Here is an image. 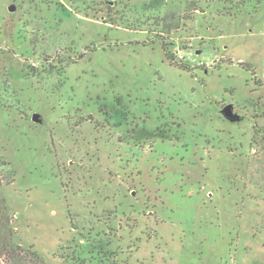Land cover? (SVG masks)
I'll return each instance as SVG.
<instances>
[{
    "label": "rangeland",
    "instance_id": "1",
    "mask_svg": "<svg viewBox=\"0 0 264 264\" xmlns=\"http://www.w3.org/2000/svg\"><path fill=\"white\" fill-rule=\"evenodd\" d=\"M0 161L47 264H264V0H0Z\"/></svg>",
    "mask_w": 264,
    "mask_h": 264
},
{
    "label": "trees",
    "instance_id": "2",
    "mask_svg": "<svg viewBox=\"0 0 264 264\" xmlns=\"http://www.w3.org/2000/svg\"><path fill=\"white\" fill-rule=\"evenodd\" d=\"M2 166L5 164L0 163V168ZM1 184L0 179V186ZM11 224L6 199L0 194V264H47L33 247L26 249L13 242L15 232Z\"/></svg>",
    "mask_w": 264,
    "mask_h": 264
},
{
    "label": "water",
    "instance_id": "3",
    "mask_svg": "<svg viewBox=\"0 0 264 264\" xmlns=\"http://www.w3.org/2000/svg\"><path fill=\"white\" fill-rule=\"evenodd\" d=\"M11 11L15 10V7L12 6ZM222 115L227 119L232 122H237L241 120V116L238 115L237 113L234 112V105H227L221 110ZM33 121L37 123H41L42 119L40 118L39 114H34L33 116Z\"/></svg>",
    "mask_w": 264,
    "mask_h": 264
},
{
    "label": "flooded vegetation",
    "instance_id": "4",
    "mask_svg": "<svg viewBox=\"0 0 264 264\" xmlns=\"http://www.w3.org/2000/svg\"><path fill=\"white\" fill-rule=\"evenodd\" d=\"M224 107H225V106H223L220 110H222ZM234 112L237 113V112L235 111V107H234ZM241 119H242V118H241Z\"/></svg>",
    "mask_w": 264,
    "mask_h": 264
},
{
    "label": "built area",
    "instance_id": "5",
    "mask_svg": "<svg viewBox=\"0 0 264 264\" xmlns=\"http://www.w3.org/2000/svg\"><path fill=\"white\" fill-rule=\"evenodd\" d=\"M181 58L183 59L184 57H183V56H181Z\"/></svg>",
    "mask_w": 264,
    "mask_h": 264
}]
</instances>
